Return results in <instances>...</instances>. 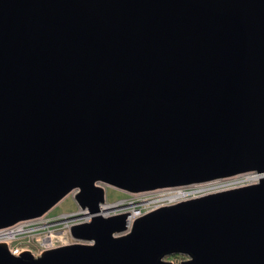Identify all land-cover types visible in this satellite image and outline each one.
Listing matches in <instances>:
<instances>
[{
  "label": "water",
  "instance_id": "obj_1",
  "mask_svg": "<svg viewBox=\"0 0 264 264\" xmlns=\"http://www.w3.org/2000/svg\"><path fill=\"white\" fill-rule=\"evenodd\" d=\"M254 174L127 233L99 211ZM75 190L92 245L0 264H264V0H0V230Z\"/></svg>",
  "mask_w": 264,
  "mask_h": 264
},
{
  "label": "built area",
  "instance_id": "obj_2",
  "mask_svg": "<svg viewBox=\"0 0 264 264\" xmlns=\"http://www.w3.org/2000/svg\"><path fill=\"white\" fill-rule=\"evenodd\" d=\"M247 175L234 177L233 179H224L222 181L233 180L231 183L232 186H225L224 189H233L235 187H243L244 185H248V183L242 185L239 182H244V177ZM235 180V181H234ZM220 182V181H216ZM257 182V181H255ZM237 183V185L235 184ZM239 183V184H238ZM254 184V183H253ZM200 185H210V184H200ZM200 185H191L189 187H178L173 189L145 192V193H134L127 194L124 193L125 196L123 198L109 202L106 200L105 203L101 205H111L112 203H119L120 206L117 208H113L106 212V215L102 217L107 218L117 214H124V212H130L127 216L128 221V230L131 229L133 223L136 218L145 216L146 213L156 210L158 207L168 206L170 204L178 203L179 201L189 200L191 198H197L201 195L211 194L212 192L218 191H209V192H200V189H205ZM226 184H222L224 186ZM220 186V187H222ZM193 187H197V189H191ZM200 187V188H199ZM212 188V187H211ZM208 189V188H206ZM221 190V191H222ZM78 191H72L69 197L74 198L75 194ZM178 192L184 193L186 196L175 203H168L167 200H156L153 202L152 199L156 198V195H175ZM152 195L155 197L152 198ZM157 195V196H158ZM108 203V204H106ZM86 209H81L80 206L77 205V209L75 211H71L69 213H61L58 215H52L51 213H47L41 217H36V219H28L22 222L15 223L13 226L8 228H3L0 230V243H6L11 254L13 256H20L19 253L23 251H30V253L37 258L44 251H48L50 249H57L63 246H70V244H86L92 245V242L79 241L75 239L71 234V225H78L80 223H90L91 220H86L85 217L81 218L77 221V218L82 216L83 212ZM127 233V232H126Z\"/></svg>",
  "mask_w": 264,
  "mask_h": 264
},
{
  "label": "rangeland",
  "instance_id": "obj_3",
  "mask_svg": "<svg viewBox=\"0 0 264 264\" xmlns=\"http://www.w3.org/2000/svg\"><path fill=\"white\" fill-rule=\"evenodd\" d=\"M233 180H229V181H220V182H211L210 185H200L202 186L203 188H213L211 189L212 191H221L222 189H224L223 187L225 186H232L230 182H232ZM235 181V180H234ZM222 184H226L224 186H222ZM237 185V183H235ZM239 184V183H238ZM222 186V187H220ZM200 188V187H199ZM106 200H108L109 202H112V201H115V200H118V199H121L123 198V196H125L124 193L116 190V189H111L109 187H106ZM191 189H197V187H193ZM210 193V192H209ZM158 195V194H157ZM156 195V196H157ZM155 197L154 195H152V198ZM77 209V204L76 202L72 199V197H66L65 199H63L59 204H57V206L55 208H53L49 213H51L52 215H58V214H61V213H69L71 211H75ZM181 259H176V260H173V259H170L174 264H180ZM169 260V261H170Z\"/></svg>",
  "mask_w": 264,
  "mask_h": 264
},
{
  "label": "bare ground",
  "instance_id": "obj_4",
  "mask_svg": "<svg viewBox=\"0 0 264 264\" xmlns=\"http://www.w3.org/2000/svg\"><path fill=\"white\" fill-rule=\"evenodd\" d=\"M257 180H259V175H255V174L254 175H247V176L244 177V182H239V183L242 184V185H244L246 183H248V184H253L254 183L255 184V183H257V182H255ZM211 189H213V188L200 189L199 193L203 192V191L204 192H209V191H211ZM185 196L186 195L184 193H181V192H178V194H175V195H167V196L158 195V196H156V198H153L152 201L156 202V200H164L165 199V200L168 201L167 204L168 203H175V202H178L179 200H182ZM106 204H108V203H106ZM118 206H120L119 203H115V204L112 203L111 205H100L99 206V211L101 212V216L106 215V212L108 210H111V209H113L115 207L117 208ZM82 217L83 218L85 217L86 220H91V218H92L91 213L89 212L88 209H86V211L83 212L82 216L77 218V221L80 220ZM128 231L126 230V232H128Z\"/></svg>",
  "mask_w": 264,
  "mask_h": 264
},
{
  "label": "trees",
  "instance_id": "obj_5",
  "mask_svg": "<svg viewBox=\"0 0 264 264\" xmlns=\"http://www.w3.org/2000/svg\"><path fill=\"white\" fill-rule=\"evenodd\" d=\"M181 258H184L183 256H172V257H170V258H168V260H170V259H173V260H176V259H181Z\"/></svg>",
  "mask_w": 264,
  "mask_h": 264
},
{
  "label": "flooded vegetation",
  "instance_id": "obj_6",
  "mask_svg": "<svg viewBox=\"0 0 264 264\" xmlns=\"http://www.w3.org/2000/svg\"><path fill=\"white\" fill-rule=\"evenodd\" d=\"M183 259H185V258H183Z\"/></svg>",
  "mask_w": 264,
  "mask_h": 264
}]
</instances>
